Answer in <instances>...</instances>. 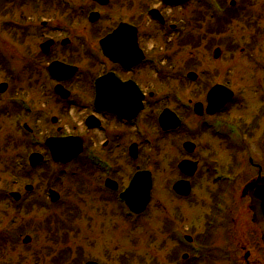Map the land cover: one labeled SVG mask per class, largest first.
<instances>
[{"label":"flooded vegetation","instance_id":"af4514ba","mask_svg":"<svg viewBox=\"0 0 264 264\" xmlns=\"http://www.w3.org/2000/svg\"><path fill=\"white\" fill-rule=\"evenodd\" d=\"M190 1L195 2L196 0ZM158 6L164 18L162 24L151 20L149 14H146L144 10L136 12L135 0H109L106 5L98 6L99 16H102L104 21L98 24L100 27L96 28V34L103 37L116 30L119 23L132 25L136 28L139 47L145 50L144 47L147 40L152 36V32L149 27L146 28L141 24L145 22L152 23L164 35L173 28L172 25L175 24L172 21L173 18H177V15L181 14L176 12V15L171 18L165 12L166 7L164 5L158 3ZM174 8L171 9V12ZM120 9L122 11L119 12ZM199 9L200 6L196 5L194 13L198 12ZM202 9L208 11L206 7H202ZM199 24L200 22H194L192 26L196 34L193 39L197 45L196 48H199V45L203 43L204 49L210 50L214 40L209 36L199 38ZM214 26L215 24H212L207 29ZM119 33L121 34L118 35L119 38L116 39L113 45V53L121 63L119 61L111 62L104 57L99 45V37L96 39L93 50L94 55L96 54L95 63L99 61L98 63L102 64L103 67L106 66L105 69L103 68L96 74V77L106 72H114L115 76L118 77V82L123 84H117L114 87V97H119L120 101L125 104L130 103L133 92H135L134 85L128 81L135 82L143 92V107L149 110L147 101L150 100L152 95L146 85L150 83L151 68L148 64L132 66L129 69L124 68L123 64L125 62L122 58L126 59L127 56L135 55L136 47L130 39L133 35L131 28H126ZM254 35L256 37H249V39L252 43L260 44L264 49V23H257V30ZM88 46L87 38L71 37L69 43L64 46L61 45L58 39H55L47 56L41 53L37 55L46 58L53 53H64L67 61L65 59L63 61L77 65L78 71L82 75L81 89L83 91L80 97L72 95L73 89L71 87L75 78L79 77L78 74L77 77H71V79L62 83L64 87L71 89V94L70 98L61 99L55 95L53 85L42 84L38 86L39 74L37 72L35 77L32 78V85H27L25 88H36L40 92L38 93L39 97L50 101L48 112L43 113L36 108L38 104L36 97L31 96L23 86L9 88V85L2 88L3 92L0 93L1 113L6 117H18L20 120L16 124L21 121L31 125L42 139L43 144L47 137H62L66 134L78 135V133L72 132V129H68L70 132L63 133V129L65 124L71 127V109L79 113L81 119L94 114L92 86L89 85L87 72L84 70L81 72L84 65L88 64ZM247 55L245 53L242 57L246 59ZM54 59L56 58L51 60ZM203 59L194 56L192 68H189L188 64V69L176 75L177 93H182L181 100L176 102L174 96L167 93H165L163 99L164 106L162 108L170 107L179 119L178 127L166 133L167 136L170 135L171 142H177L175 165L172 164V167L167 165L162 170L164 174L168 175L165 182V197L169 199L172 197L176 204L170 208L167 205L164 206L163 203L161 204L162 210L166 209L162 218L161 232L164 235V244L172 242L173 246L165 245L161 248L164 252L161 261L120 262L118 253V256H116L118 261L115 264H209L208 262L215 259V256L210 257L213 250H217L218 257L216 258L223 261V264H264L263 233L260 225L253 218L251 206L253 190L264 184V55L260 56L258 54L249 59L250 69L238 78L242 84L238 88L233 87V82L230 77L227 78V73L222 75L216 70L215 62H218L219 58H210L207 61H205V57ZM81 62L82 66L80 65ZM206 62L208 65H205ZM189 70L195 72V77L192 80L183 75L187 74ZM245 77L250 81H246ZM215 84H227L232 89L233 96L222 105H213L207 110V92ZM9 89L13 92L9 93ZM237 91L240 94L236 93ZM244 92L255 100L254 106L249 107L244 102L245 99L242 96ZM23 94L27 96L31 103L32 114H26L13 103L14 97H20ZM184 100L191 103L190 108L184 106ZM198 102L201 105L197 108L198 111H195L194 104ZM42 104L46 107L45 102ZM250 109H253V111ZM237 111H242V113L237 116ZM140 113L139 116H141ZM243 115L246 116V123ZM34 117L44 124H50L51 132H48V134L40 133L38 125L32 122ZM101 119L103 122L112 120L119 124L114 117L108 114L101 115ZM121 122L126 124L125 121ZM217 126L220 129H216ZM83 130L88 131L85 126ZM185 142H192L193 147L190 151L183 147ZM108 143L109 139L105 138L104 145ZM42 150L45 152V147ZM185 160H189V163L184 164V170H182L178 167V164ZM183 171H186L187 174ZM176 181L188 184L191 188L190 194L182 196L175 193L171 185ZM201 181L204 185V195L197 196L198 192L195 189L201 187ZM205 194L209 195L207 200ZM197 197L198 202L196 204L199 203L202 207L203 220L199 223H190L191 227L188 225L182 227L183 215L187 212L185 206L195 204ZM106 201H110L115 206V213H118L119 206L116 203V198L114 196L108 197ZM148 209L149 207H147V212ZM167 211L179 216L181 222L173 224L170 219L172 216H167ZM113 215L115 214H111V216ZM185 235H188L190 239L185 238ZM7 240L5 238L3 240L5 244L0 245L2 254H5L6 257L4 260L9 258L10 253L8 252L10 246L6 245ZM35 264L37 263L35 262Z\"/></svg>","mask_w":264,"mask_h":264},{"label":"rangeland","instance_id":"374dc122","mask_svg":"<svg viewBox=\"0 0 264 264\" xmlns=\"http://www.w3.org/2000/svg\"><path fill=\"white\" fill-rule=\"evenodd\" d=\"M8 1L10 3L5 0H0V52L7 56L8 63L11 65L21 64L22 66L27 61L31 60V56H35L34 54L38 49V43L42 41L45 36H52L54 38H63L67 36L70 38L73 34L79 38L83 37L81 29L86 25L85 21L75 19V23L69 24L66 19V12H59L53 5L57 0H52L49 7L45 8H42V0H39L40 4L38 3V0H12V3L11 0ZM77 1V8L74 9L75 12H79L78 6H87L90 2V0ZM221 1L227 3L230 0ZM236 1V9H239L242 6L241 0ZM248 1L252 4L249 6L248 4L245 5L247 12L253 14L256 12L254 16L259 22L264 23V14H259L263 9L264 0ZM152 2V5L156 4V0H152ZM20 3H23L22 7H19ZM140 8V3L136 0L135 11L138 12V9L140 10ZM191 8L192 6H189V8L184 10L187 14H178L177 17L184 20L185 17L187 18L189 16L188 12ZM69 10L70 8H68L67 11ZM179 10L181 11V9ZM245 11L242 13L238 11V16L235 18L229 16L230 22L228 25L231 26L235 23L244 22L245 19L243 17ZM173 12H176V10ZM173 12H171L172 15ZM5 21L8 24H20V27L26 29V35H22V32L19 30H16L17 32L13 34L12 30L4 29L3 26ZM44 21L46 22L45 24H43ZM218 22H224V20H218ZM150 25L151 24H147L149 28ZM97 26L98 25L90 26L88 24L83 30L89 41L93 39L91 31ZM234 27L238 30V33L232 37H226L227 34L218 35L216 33V38H221V44L224 49L227 50L224 57L220 61L215 62V66L220 74L223 75V73H227V78H231L233 87L238 88L239 85H242L241 80L238 78L250 69L249 59L258 54L263 56L264 49L260 44L252 43L249 39V35L246 33H250L249 28L243 29L242 25H236ZM238 27H241V29H238ZM241 36H243V38H241ZM17 37H24L25 39L22 43H19L16 41ZM151 44H154L153 49L160 51V42L158 44L151 41ZM237 45H240V47H236ZM21 47H23L24 51L22 53H17L20 52ZM89 48L92 49L90 46ZM242 49H244V54H248L246 59L241 55ZM169 51H172L173 57L169 59L168 64L164 66V70L176 72L181 68L179 61L180 52H178V49ZM192 60L193 59H183V63L187 65L192 63ZM41 61L43 62L42 59ZM86 64L84 65L83 70L93 74L94 71L88 69V64ZM80 65L82 66V62ZM4 75L5 73L0 69V81L4 80ZM81 76L82 75L77 77L71 85L75 93L74 95L77 97H79L83 91L80 86L82 80L80 79ZM245 79L246 81L248 80L246 77ZM47 82L48 80H45L44 82L42 78L40 80V85ZM48 84L49 83H47V85ZM151 84L155 88L157 86L158 90L161 91L160 83L155 84L151 81ZM17 86L19 85L10 86L9 88H15ZM27 90L31 96L34 95L36 97L38 102L36 108L43 113L48 112V104L50 101L43 100L39 97L38 93L40 92H38L36 88L32 89L27 87ZM11 92H13V90L9 89V93ZM236 93L240 94L239 91ZM159 96L160 94H157V98ZM242 96L245 99L244 102L247 103L249 107L251 105L254 106L256 103L248 93L244 92ZM44 102L46 103V107L42 104ZM250 110L253 111V109ZM74 112L72 111L73 117L71 119V126L73 123L75 125L77 124L79 126L77 130L83 131L78 120L80 119V114ZM241 113L242 111H237L236 115L238 116ZM243 117L244 122L246 123V116L243 115ZM32 119V122L38 125L40 133L48 134V132H51L50 124H44L42 121H39V119H37V122L36 117ZM18 120L20 119L15 116L6 117L0 114V245L2 246L5 244H1V242L4 237H7L8 240L6 245L10 246L8 250V252H10L9 258L6 260H4L6 258L5 254H2L0 249V264H35V262L37 264H53L52 258L55 256V252L64 248L70 250L71 253L68 255L70 260L72 258H77L79 253L83 260L89 258L96 259L102 264H115L118 261L116 256H118L119 253L120 262H128L132 260L141 262L142 259L140 257L146 260L153 259L161 261L162 256L164 255L161 248L165 245H168L169 247L173 246L172 242L164 244V235L162 234L161 229L162 218L165 215L166 209L162 210L161 203L163 202L164 206L166 204L169 206H174L176 204L175 200H172V197L170 199L165 197V182L168 175L164 174L162 170L164 167H167V165L168 167H172L169 162L173 157V154H175V149L172 147L171 143L169 144L168 140L160 136L155 124L149 123L146 125L148 136L144 137V141L140 138L139 145L141 157L137 161H131L127 156L125 149L128 144L125 141L119 146L115 144L111 146V143H109L105 146L106 148H104L105 152L112 153L113 158L116 160L114 162V168H117L118 172L115 175L112 174V177L115 178L116 176V178L120 179L124 184L127 183V179L135 165L148 166L149 157H151L152 161L156 164L153 168L155 186L152 193L154 201L149 205V211L137 218L138 221L135 223H127L128 221L120 216L123 211L122 206H120L121 210L118 216V213H115L114 211L115 206H113L110 201H106L108 194L105 192L101 193L97 189L98 182L101 179L94 178L98 177L99 173L96 172L91 176L85 167L81 165L78 166L77 163H71V169L77 171V175L71 178L63 177V180L61 181L64 183H57V190L62 197L58 203L54 205L50 204L49 200L45 197V193L43 195L42 192L45 189L46 183L41 185V181H44L41 180L38 185L36 184V193L27 197L28 201L26 203H32L29 204L30 207L26 210L25 203L19 210L12 209L9 205L10 202L4 198L6 196L5 194L7 191H13L26 179L25 171L17 162L16 154H14L17 149L16 147L20 145L21 141L18 139L21 131L16 130V122ZM139 127L141 129L143 128L142 125H139ZM133 129L134 128L131 127L126 130L128 133V140L130 137L138 140V138H135L132 133ZM6 135L8 136L10 143L4 142V140L8 141ZM145 138L147 139L145 140ZM93 144L96 149H98L97 147L101 146L99 145L100 139L95 137ZM37 149L41 151V149ZM21 150V148H18V151ZM51 168L55 169L56 167L52 166ZM56 171H58V168ZM33 172L34 173L30 176V178L34 180H31L32 182H37L36 175L48 174L51 175L54 180L58 178L57 173L55 175L51 169H36V171ZM200 185L201 187L195 189L198 192L197 196L204 195V185L202 181L200 182ZM39 192L41 194L40 196ZM205 195L207 200L209 195ZM36 198L42 200L41 205L34 201ZM197 202L198 197L195 204L193 203L190 206H185L187 212L183 215L184 221L181 223L182 227L186 225L191 227L192 225L190 223H199L203 220L201 214L202 207L199 203L196 204ZM54 214H57L58 218L53 217ZM111 214L115 215L111 216ZM167 216H172L170 219L173 224L181 222L180 217L176 216V214L173 215L171 211H167ZM49 218L55 219H53V222L50 220L49 223H45ZM25 235L31 237V243L28 245H23L21 243V239ZM214 256V261L208 262L209 264L224 263L219 258H216L218 257L217 250H213L210 253V257ZM79 264L81 263L79 262Z\"/></svg>","mask_w":264,"mask_h":264},{"label":"water","instance_id":"95a60500","mask_svg":"<svg viewBox=\"0 0 264 264\" xmlns=\"http://www.w3.org/2000/svg\"><path fill=\"white\" fill-rule=\"evenodd\" d=\"M59 67L60 65L58 63H52L49 66V72L51 73V75L58 76L60 71ZM105 78L106 77H102L101 79H98L96 81V84H98L97 91L101 94H104L106 92L101 87L104 85L108 86V82L104 81ZM60 160L66 161L67 158H62ZM150 188L151 179L147 171L138 172L132 178L129 187L125 190L124 193L125 199L132 210L139 212L145 208L146 203L149 199ZM251 201L253 218L260 225L264 240V184L263 186H257V188L253 190ZM28 240V238L25 239V241Z\"/></svg>","mask_w":264,"mask_h":264}]
</instances>
